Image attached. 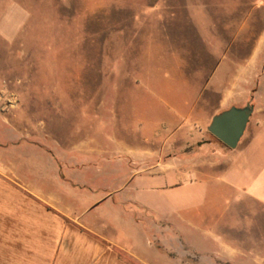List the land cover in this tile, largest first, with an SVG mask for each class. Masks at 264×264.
<instances>
[{"label": "rangeland", "instance_id": "obj_1", "mask_svg": "<svg viewBox=\"0 0 264 264\" xmlns=\"http://www.w3.org/2000/svg\"><path fill=\"white\" fill-rule=\"evenodd\" d=\"M263 36L264 0H0V136H31L51 155L75 145L104 150L92 164L110 168L111 190L118 177L129 187L146 183L151 190L135 196L151 200L163 231L169 215L181 232L184 197L191 198L188 208L201 204L231 164L203 170L209 178L186 190L185 183L199 178L196 171L162 165L135 174L134 160L181 158L186 138L199 134L213 142L209 149L233 154L237 149L207 131L219 94L205 86L221 53V83L240 85L228 105L262 106L264 46L256 42ZM252 53L259 75L246 91ZM206 106V125H195ZM263 122L252 113L243 136H263ZM58 156L55 162H64ZM117 228L130 230L121 220Z\"/></svg>", "mask_w": 264, "mask_h": 264}, {"label": "crops", "instance_id": "obj_2", "mask_svg": "<svg viewBox=\"0 0 264 264\" xmlns=\"http://www.w3.org/2000/svg\"><path fill=\"white\" fill-rule=\"evenodd\" d=\"M256 44L264 46V36ZM219 55L204 90L219 94L218 114L237 107L228 105V100L240 86L238 80L221 83L224 58ZM254 60V53L246 60V91L259 75ZM261 73L264 77V65ZM208 114L206 106L204 116L194 124L206 125ZM253 114L264 116V104L255 105ZM262 124L263 136H242L233 154L221 146L209 149L213 142L199 134L186 138L181 158L157 154L154 160H134L138 166L135 174L162 165L181 172L196 171L199 178L185 183L186 190L209 178L203 170L231 164L217 179L219 187L199 198L201 204L188 208L191 198L184 197L187 207L181 232L174 229L169 215L165 219L169 228L163 231L161 220L152 213L151 200L135 196L141 189L151 190L146 183L134 182L129 187V182L118 177L111 190L110 168L92 164V157L104 156V150L75 145L57 152L65 158L57 164V154L31 143V136H0L8 144L0 148L4 153L0 159V264H264ZM192 141L202 152L191 150ZM141 209L143 215L136 212ZM120 220L130 230L114 231Z\"/></svg>", "mask_w": 264, "mask_h": 264}, {"label": "water", "instance_id": "obj_3", "mask_svg": "<svg viewBox=\"0 0 264 264\" xmlns=\"http://www.w3.org/2000/svg\"><path fill=\"white\" fill-rule=\"evenodd\" d=\"M253 107H231L212 117L207 131L229 149H235L243 136Z\"/></svg>", "mask_w": 264, "mask_h": 264}]
</instances>
